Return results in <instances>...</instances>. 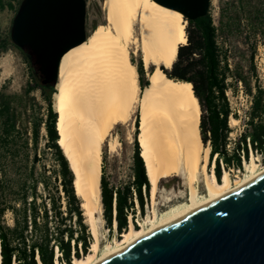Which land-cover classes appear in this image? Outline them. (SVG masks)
<instances>
[{
    "label": "trees",
    "instance_id": "1",
    "mask_svg": "<svg viewBox=\"0 0 264 264\" xmlns=\"http://www.w3.org/2000/svg\"><path fill=\"white\" fill-rule=\"evenodd\" d=\"M21 2L0 0V11L8 8L17 12ZM260 6L255 0H234L229 7L220 6L218 20L211 11L205 17L187 20V42L179 47L171 68H163L169 79L193 85L202 110L201 137L205 145L210 143V160L214 159L218 181L222 168L241 170L250 150L255 155L264 153V85L255 64L256 38L264 22ZM243 20L249 30V43L245 45L249 53L247 68L236 61L235 54L242 50L236 38ZM9 44V35L0 40V54ZM22 53L32 66L30 55ZM138 72L144 89L148 81L142 80V63ZM239 84L251 103L244 130L229 150V121L239 117L232 111L227 93L235 92ZM35 92H40L41 102L33 95ZM55 93V86L43 84V77L34 69L22 93H10L6 86L0 90L1 264H73L91 247L81 201L73 186L74 174L58 144ZM136 127L138 131L139 120ZM42 141L44 152H51L53 158L50 175L47 166L41 164ZM131 177L120 187L110 186L105 174L101 177L104 220L109 229L116 222L119 235L129 230L136 204L143 212L144 192L148 195L151 188L137 136ZM8 213L12 226L5 223ZM132 223L137 229L134 217Z\"/></svg>",
    "mask_w": 264,
    "mask_h": 264
},
{
    "label": "bare ground",
    "instance_id": "2",
    "mask_svg": "<svg viewBox=\"0 0 264 264\" xmlns=\"http://www.w3.org/2000/svg\"><path fill=\"white\" fill-rule=\"evenodd\" d=\"M104 7L106 24L97 26L84 42L62 56L54 95L58 144L74 173L75 194L82 200L90 231L96 236L97 223L104 221L103 146L118 125L131 121L136 110L137 138L152 203L158 184L175 177L185 181L188 198L161 218L147 219L148 228L135 229L131 223L115 247L108 246L100 256L95 241L90 253L74 259L73 264H101L264 175V169L256 171L254 162L251 167L246 165L251 175L234 185L228 171L220 181L214 170L208 171L210 146L201 137L202 110L193 85L169 79L163 71L171 68L179 47L187 42L184 15L153 0H105ZM132 54L141 56L148 81L144 89ZM128 140H133L131 133ZM116 142L110 141V151L116 150ZM199 176L205 196L195 185Z\"/></svg>",
    "mask_w": 264,
    "mask_h": 264
},
{
    "label": "water",
    "instance_id": "3",
    "mask_svg": "<svg viewBox=\"0 0 264 264\" xmlns=\"http://www.w3.org/2000/svg\"><path fill=\"white\" fill-rule=\"evenodd\" d=\"M153 1L195 20L212 0ZM10 37L55 86L62 56L87 37L86 0H22ZM101 264H264V175Z\"/></svg>",
    "mask_w": 264,
    "mask_h": 264
},
{
    "label": "rangeland",
    "instance_id": "4",
    "mask_svg": "<svg viewBox=\"0 0 264 264\" xmlns=\"http://www.w3.org/2000/svg\"><path fill=\"white\" fill-rule=\"evenodd\" d=\"M5 1H9V0H5ZM255 1L257 4L259 3L261 5L260 7L262 9H264V0H255ZM233 2L234 0H212L210 11L213 14L215 20H218L220 6L225 5L229 7L230 4H232ZM104 3L105 0H86V36L87 37L92 33V31L97 26L101 24H106ZM16 13H17L16 11L9 10L8 8L0 11V40L8 35L10 36L13 19ZM244 23L245 21L243 20L241 33L236 38L238 43L241 45L242 50L236 51L235 54H236V61L245 68H247V57L249 53L247 51V48H245V45L249 43V30L246 29V25ZM259 28L261 32H259L256 38L258 48L255 57V64L257 67L259 79L262 85H264V34H263L264 22L262 26H260ZM250 41L252 42L253 38H251ZM131 59L132 62L136 65L138 72V67L142 63L141 56L139 54L136 55L132 54ZM32 69L39 72L35 64L32 63L31 66L25 60L22 51L18 47H16L13 43L9 44L7 50L0 54V90L2 89L3 86H6L7 91L10 93H19V94L22 93L28 81L30 80ZM142 69H143V63H142ZM143 71H144V75L142 77V80L147 81L146 72L144 69ZM139 77L140 74L138 72V79ZM139 85H140V81H139ZM55 90H56V85H55ZM33 95L37 98L39 102L42 101L40 92H35ZM227 95L230 101V106L232 108V111L236 113L237 116L239 117V119H235L231 117L229 121V126L232 129V133L230 134L231 143L228 146V149L231 150L235 142L238 140L240 134L244 130L245 127L244 123L247 119L251 100L248 96L245 95L243 91V86L241 84L238 85V88L236 89L235 92L228 91ZM53 101H55L54 95H53ZM233 119H235L236 121L233 122L232 121ZM137 120H139L138 110L135 111L131 121L128 124L118 125L113 130L111 136L108 137V139L106 140L103 146L102 175L105 174L110 186H114V187L124 186V184L132 180L131 176H132V167H133L134 138L135 136H138L139 133V130L137 131V127H136ZM128 133H131L133 136V140L131 142L128 140ZM113 140H117L116 150L110 151L109 143L110 141ZM207 146H210V143H207ZM39 154L41 157V164L43 163L47 166V170L49 171V175H50L54 167L53 158L51 152L48 151L44 152L43 141L40 145ZM252 162L255 163L257 172L263 170L264 153L255 155L250 150L248 160L243 161V167L241 170L231 169L228 171L233 185L234 183H236V180L237 181L243 180L249 175H251V170L248 169L246 165L250 166L252 165L251 164ZM212 170H214L215 172V163H214V159L211 161L209 158L208 171L211 173ZM225 171L227 170L222 168V175ZM51 176H53V174H51ZM158 185L159 187H158L155 203L154 204L152 203L150 193L148 195H145L144 192V200H145L144 210L143 212H141L139 210L140 209L139 205L136 204L135 215L130 216L129 218L130 225L132 223V218L134 217L138 228H141L143 225L145 226V228H148L149 223L147 221L150 218H153L154 215H157L158 218H161L173 208H177L182 204H184L185 202H187L188 187L186 186L183 178L175 177L173 179L162 180ZM195 185L199 191V194H201V196H205V191L202 186V177L199 176ZM80 201L82 203L81 199ZM84 218H85V224L88 226V230L91 235V239H92L91 242L94 243L95 241H98L99 251L97 256H100L104 251H106L108 246L114 248L116 241L121 240V235L117 234L116 232L115 223L112 226V229H109L107 227L105 220L103 222L97 223V235L94 236L90 231V226L88 224L87 217L85 215ZM102 218L104 219V214ZM5 223L8 226H12V218L10 213H8L5 216ZM92 243H91V247H92ZM90 249L88 250V253H90L91 251Z\"/></svg>",
    "mask_w": 264,
    "mask_h": 264
},
{
    "label": "built area",
    "instance_id": "5",
    "mask_svg": "<svg viewBox=\"0 0 264 264\" xmlns=\"http://www.w3.org/2000/svg\"><path fill=\"white\" fill-rule=\"evenodd\" d=\"M56 251H57V253H58V248H56Z\"/></svg>",
    "mask_w": 264,
    "mask_h": 264
}]
</instances>
